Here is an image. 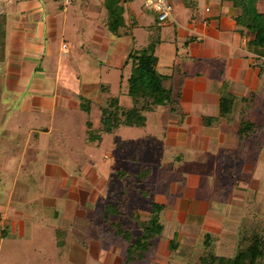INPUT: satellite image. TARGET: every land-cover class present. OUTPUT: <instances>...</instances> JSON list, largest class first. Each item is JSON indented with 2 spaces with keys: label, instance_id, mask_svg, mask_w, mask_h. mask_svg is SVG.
<instances>
[{
  "label": "crops",
  "instance_id": "1",
  "mask_svg": "<svg viewBox=\"0 0 264 264\" xmlns=\"http://www.w3.org/2000/svg\"><path fill=\"white\" fill-rule=\"evenodd\" d=\"M107 1L74 0L65 8L58 0H10L1 8L0 242L33 244L49 264L231 259L249 233L264 238V224L250 221L264 218V58L248 48L252 38L237 24L240 11L229 1L175 0L172 19L161 25L155 18L158 29L141 48L154 46L156 70L172 90L175 111L163 107L169 117L162 134L163 150L176 154V166L112 171L108 153L100 156L103 163L90 156L84 165L69 154H42L58 145V136L70 134L71 113L87 116L82 135L88 148L100 149L103 136L118 130L99 133L101 104L113 98L107 94L113 83L126 85L125 60L141 49H134L136 33L125 32L123 12L118 35L108 30ZM256 9L264 14V0ZM144 17L132 12L127 27ZM123 38L131 46L119 43ZM93 109L99 112L95 129ZM146 128L147 122L135 129ZM88 131L100 140H88ZM129 185L141 186L145 217L132 203ZM154 206L160 234L142 256L130 253L141 234L132 239L124 216L141 230Z\"/></svg>",
  "mask_w": 264,
  "mask_h": 264
},
{
  "label": "rangeland",
  "instance_id": "2",
  "mask_svg": "<svg viewBox=\"0 0 264 264\" xmlns=\"http://www.w3.org/2000/svg\"><path fill=\"white\" fill-rule=\"evenodd\" d=\"M116 2V5L120 10H122L124 14L125 19V26L126 33L131 32V30L136 33V40H135V46L134 49H141L145 44L149 43L148 41V34L150 32L154 33L157 31L156 23H154V20L156 18V14H154L151 8V5L145 6L146 0H131L129 2H123L122 0H113ZM174 1L175 0H169L171 5L173 6V13H174ZM129 8L131 11L139 15L141 13L144 14V20L141 19L138 22V25L135 27L128 26L129 21L127 20L128 16L132 13L129 12ZM172 13V14H173ZM151 23V28H147L148 24ZM130 25V24H129ZM147 28V29H146ZM147 34V35H146ZM114 40V39H113ZM122 44H128L131 46L130 40L127 41V39L123 38L119 40ZM153 42V40H151ZM126 48V47H123ZM98 63H94L93 66H97ZM129 67V66H128ZM95 74V72H94ZM122 85H118L117 83H113L111 86L108 95L113 96L115 98H118L119 104L125 108L130 107V99L126 95L127 87L123 83ZM106 96V94H105ZM103 97V96H102ZM107 98V97H106ZM105 99V98H104ZM103 99V102H104ZM99 106V105H98ZM101 106L104 107V103L101 104ZM96 106H94L95 108ZM101 107V109L103 108ZM165 108H162L157 114H149L147 115V128L144 129H135V128H126L121 127L119 128L114 135H104L103 136V142L101 144L100 149L95 150L92 148H88L86 144L84 143L86 133L82 135L87 129L83 125L84 121L87 120V116L83 113H71L72 119L70 122L73 124V129H71L70 134H63L61 136H58L56 139V143L59 145L57 146H50L51 148H47L42 154H44L45 157H61L63 154H69L72 157H76V160H78L79 164L84 165L85 164V157L92 156L93 159L101 160L100 156L104 153H108L109 159L107 161L108 167L112 171L117 170H126V171H135L137 168H142L143 166H155L156 169H158V165H161L163 168L166 167H174L176 166V163L174 162V156L175 153L169 154L166 153L164 148V125H166L167 120V113ZM167 109V108H166ZM89 121L93 125V128H97L99 126V112L97 109H93L92 113L89 117ZM58 122V121H57ZM147 133H151V137H147ZM89 137V136H88ZM124 138V143L117 144L115 147L112 146V141H118L122 140ZM65 156V155H64ZM43 158V157H42ZM62 159V158H61ZM102 161V160H101ZM64 163V161H62ZM103 163V161H102ZM174 164V165H173ZM31 168V167H30ZM70 171H73L72 168H69ZM15 171V170H14ZM26 169L23 168L20 175H25ZM40 171V170H39ZM127 180L129 178L126 177ZM130 181V180H129ZM128 181V182H129ZM5 183H2L0 185V195H4V185ZM129 187L132 189V203H135L138 209H140V213H142V216L145 217L147 212V209L143 203V195L141 192V186L140 185H129ZM134 189V190H133ZM124 225L123 226H130L132 225V229L134 230L132 232V239H135L137 235L141 234V230L137 228L136 224H133V220L128 218L127 216H124ZM246 220H248L247 216L245 217ZM255 218V219H254ZM130 219V220H129ZM250 221L254 224L262 222L264 224V218L261 216H253ZM245 224V222H243ZM251 227V226H250ZM1 234V231H0ZM166 236V233L163 234L160 238ZM33 244L28 245L22 243V240L18 239H5L2 242H0V264H49L45 261H43V254H45V251L41 250H33ZM44 249H50V248H44ZM264 264V262H263Z\"/></svg>",
  "mask_w": 264,
  "mask_h": 264
},
{
  "label": "trees",
  "instance_id": "3",
  "mask_svg": "<svg viewBox=\"0 0 264 264\" xmlns=\"http://www.w3.org/2000/svg\"><path fill=\"white\" fill-rule=\"evenodd\" d=\"M226 1L240 11L236 22L252 38L247 44L248 48L255 55L264 58V14L257 12V0ZM106 4L109 14L108 30L113 35H118L119 28L124 25L122 11L113 0H108ZM156 65L153 45L128 54L125 66H129L130 72L126 81V96L129 97L131 106L125 108L119 104L118 98H109L106 106L101 109L100 134H112L120 127L143 128L147 122V114L157 108L167 107L170 111H175L172 90L165 86L167 78L157 72ZM81 110L87 114L90 112L89 103L84 99L81 101ZM88 136V140H100V135L91 131H88ZM158 210L159 207L154 206L150 220L140 223L141 235L132 243L130 253L136 252L142 256L149 248L151 239L160 234ZM125 236L129 239V234L126 233ZM245 242L247 245L239 247L233 258H221L215 260L214 264H263L264 238L253 232L246 235Z\"/></svg>",
  "mask_w": 264,
  "mask_h": 264
},
{
  "label": "built area",
  "instance_id": "4",
  "mask_svg": "<svg viewBox=\"0 0 264 264\" xmlns=\"http://www.w3.org/2000/svg\"><path fill=\"white\" fill-rule=\"evenodd\" d=\"M10 0H0V14H2V6ZM65 8L72 5L74 0H58ZM129 2L131 0H122ZM151 5L152 10L156 13V18L159 24L163 25L172 19L173 6L169 0H146L145 6ZM63 51H66V45L61 46Z\"/></svg>",
  "mask_w": 264,
  "mask_h": 264
}]
</instances>
